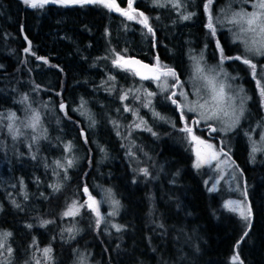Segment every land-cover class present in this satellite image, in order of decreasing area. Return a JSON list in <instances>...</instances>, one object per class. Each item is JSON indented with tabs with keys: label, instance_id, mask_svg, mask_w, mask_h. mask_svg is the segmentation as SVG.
Returning a JSON list of instances; mask_svg holds the SVG:
<instances>
[{
	"label": "trees",
	"instance_id": "obj_1",
	"mask_svg": "<svg viewBox=\"0 0 264 264\" xmlns=\"http://www.w3.org/2000/svg\"><path fill=\"white\" fill-rule=\"evenodd\" d=\"M129 2L147 23L163 13L160 0H115L126 10ZM151 50L139 24L100 2L32 8L0 0V232L10 234L11 249L0 264H41L35 250L44 248L47 264H264V157L253 161L242 135L227 152L246 190L245 220L194 165L187 128L204 138L196 127L205 124L193 125L197 116L181 101L178 117L172 88L157 94L151 112L130 98L138 88L146 106L153 82L114 58L146 62ZM259 81L243 89L256 122L264 119ZM132 113L148 130L129 129ZM35 115L40 131L13 136L15 124ZM8 184L15 194L6 196ZM106 195L118 204L114 216ZM88 198L102 203V217L84 206Z\"/></svg>",
	"mask_w": 264,
	"mask_h": 264
},
{
	"label": "rangeland",
	"instance_id": "obj_2",
	"mask_svg": "<svg viewBox=\"0 0 264 264\" xmlns=\"http://www.w3.org/2000/svg\"><path fill=\"white\" fill-rule=\"evenodd\" d=\"M162 1H170L172 5L176 6L178 4V0H160ZM231 3L236 2L237 0H230ZM99 3V2H94ZM256 3V0H241L238 4L242 7V10L240 13H250L253 11H256L254 8V4ZM246 5V8H245ZM239 13V12H237ZM236 13L232 12V9L226 8L225 15L226 17H230L231 19L234 18V15ZM222 15H218V21H222ZM143 20L144 18L141 17ZM132 22H136L140 26L142 25L141 19L137 20V18L134 16L132 19H130ZM230 27H235L234 30L231 31V34L234 32L235 39L240 40L241 43H243V47L245 51L248 52L250 56L256 57V58H264V51H257L256 48L258 45H252L251 41L254 38H257L254 33L250 32H241L240 28L247 27V25H240L235 23H229ZM247 41V44L245 43ZM251 49V50H249ZM122 58V59H118ZM127 57H123L120 53H117L114 60V65H117L120 69H124L121 67V61ZM262 59V58H261ZM195 65H198L195 63ZM262 79L264 80V63L260 64L259 67ZM195 76L193 79L195 80L194 87H190V94L193 96V98L189 95H186V88H184V91H182L179 95V99L181 103L185 106L186 111H188L190 114L196 115L195 117L199 122L213 125L215 131H218L222 138L225 139L224 145L226 151L231 150L232 146L236 142V140L240 137V135L237 133L236 130L241 128V134L242 136L246 137V141L249 146L251 159L253 161H259V156L264 157V119L259 120H253L252 115L249 113V107H248V100L247 95L244 92V88H237L233 85H230L227 81L223 80L222 78L224 75L220 71L212 69H203L199 66H196V69L194 71ZM208 79L214 80L215 86L218 89L221 85L224 88L225 93V103L222 105V111L218 113L217 118L208 119L207 116L211 115V107L206 106L205 108H201L200 105L204 104L206 100H211V86L208 84ZM261 85V83H260ZM142 87V85H141ZM171 87L166 82H153V88L155 89L154 92L147 91L148 97H151L150 100H148V103L146 106L141 105V98L139 95L142 96L141 93H139L140 89H131L130 90V98L132 99L133 103L136 104V107H140L141 109L145 111H153L154 109H150L153 107L154 98L157 96V94H161L164 96L166 94V91ZM159 89L165 90L164 93H160ZM182 105V106H183ZM87 108H85V112H92V109L90 105L87 103ZM129 111L132 112L134 107H128ZM93 113V112H92ZM226 113V114H225ZM99 117H103L101 115L95 114ZM132 121L129 122V129L132 130H148L147 122L142 118L140 119L138 114L132 113ZM161 120V118H160ZM86 122L91 123L90 121L86 120ZM35 123L34 118H31L28 121L21 120L18 124L14 125V128H12V134L13 136L23 135L28 137L29 135H32V132H38L41 130V124L38 122L35 129L30 127L29 125ZM235 133V134H234ZM193 136V134H191ZM195 137V139L192 140V153L194 158V165L199 169L200 174L202 177H204L205 182L208 184V189L212 193L220 192L224 197L225 201V207L231 211L234 214H237L239 217L242 218L240 214V210L237 209V205L240 206L241 209L245 211V214H247V204L244 201V192L243 187L241 185V178L238 175L236 169L233 167L230 159L228 157H225L221 151L219 152L215 148L214 143H199L201 140L197 139L198 137ZM208 145H211V148L207 147ZM146 147L148 148L149 145L146 144ZM203 149V151L201 150ZM255 149V151H254ZM78 158L76 159V161ZM71 160L68 159V163ZM199 165V166H197ZM23 189V188H22ZM6 196L9 194H15V186L13 184H8L6 187ZM25 190L23 189V193ZM30 195L28 196V198ZM106 199L109 197L106 195ZM93 201L95 203H93ZM109 204L113 202V209L109 207L107 212L111 216L113 213V216L118 212L119 207L115 199H110L105 201ZM84 206L87 209H91L94 214L98 218L100 216L102 217L101 213V206L102 203L97 201L96 199L88 198L84 201ZM244 219V218H242ZM5 232H0V243L3 244V247L0 248V255L3 257V260L8 261L9 259V247L6 244ZM48 249V248H44ZM44 249H38L35 250V256L36 260H39L41 264H47V262L50 261V255L49 252L47 255L44 253ZM24 264H28V262H24ZM75 264H84V259L82 257L77 258V262Z\"/></svg>",
	"mask_w": 264,
	"mask_h": 264
},
{
	"label": "flooded vegetation",
	"instance_id": "obj_3",
	"mask_svg": "<svg viewBox=\"0 0 264 264\" xmlns=\"http://www.w3.org/2000/svg\"><path fill=\"white\" fill-rule=\"evenodd\" d=\"M240 1L237 0L231 3L230 0H178L176 6L172 5L170 1H162L163 13L159 19L149 17L147 27L142 22L141 27L152 48L151 51H146L147 57L150 58H146L147 61L143 62L156 65L160 79L157 81H144L138 78L135 72L129 71L143 82L163 81L170 85L172 91L168 101L176 109L178 117L181 116L179 95L184 91V88H186V95L193 98L189 90L190 87H194L195 80L193 77L195 76L196 66L203 69L214 68L215 72L220 71L224 75L222 79L237 88H246L250 83L255 85L256 88L259 87V80H262L259 67L260 64L264 63V58L250 56L245 51L243 43L235 39V32L231 34L235 27H230L229 23H232L233 19L227 18L225 15V10L229 7L233 13H240L244 10L238 4ZM164 4L168 7H164ZM119 9L124 12L127 11L124 8ZM130 9L132 10V17L137 14V17L143 21L137 9L132 7ZM210 15L215 28L214 32L208 27ZM218 15L223 16L221 22L218 21ZM121 16L128 18L127 15ZM185 17L188 18L185 19ZM154 22L157 23L156 26ZM171 42H176L175 46H171ZM236 57H240V59H236ZM245 58L249 60V64L243 62ZM195 63L198 65H195ZM250 65H255V68ZM169 69L175 73L174 77L163 75ZM260 99L262 100V97ZM173 101H176V103H173ZM183 108H185L184 105ZM192 124H198L196 118L193 119ZM189 125L187 129L191 135L194 128L190 123ZM211 128H213V132ZM196 130L202 133L204 137L197 139L202 142L214 143L215 148L229 158L228 151L224 149L225 139L221 137L218 131H215L213 125L205 124L199 126V128L196 127ZM239 135L242 134L239 133ZM191 137L193 140L192 135ZM201 150L203 151L202 148ZM243 192L244 197H246L244 186Z\"/></svg>",
	"mask_w": 264,
	"mask_h": 264
},
{
	"label": "snow or ice",
	"instance_id": "obj_4",
	"mask_svg": "<svg viewBox=\"0 0 264 264\" xmlns=\"http://www.w3.org/2000/svg\"><path fill=\"white\" fill-rule=\"evenodd\" d=\"M25 4L29 5L32 8H36V7H43L45 3L49 2V0H24ZM52 2H55V0H52ZM61 2L64 3H68V2H79V0H61ZM85 2H100L103 3L105 7H108L110 9H116V10H120L118 8V6L115 3V0H85ZM254 8L256 9V11L250 12V13H236L234 15L233 20L231 21L232 23L235 24H240V25H247V27H241L240 31L241 32H250V33H254L255 36L257 38L252 39L251 43L252 45H258V47L256 48L257 51H264V0H256V3L253 5ZM129 8H131V2H129ZM121 14L123 15H127L129 19H132L133 17L131 15H129L127 12H122ZM143 15V14H141ZM188 17H185V19H187ZM145 26L147 27V18H145L142 21ZM208 27L211 31H215V28L213 26V22H212V17L211 15L209 16V23H208ZM149 31H151V29H149ZM245 43L247 44V41H245ZM251 50V49H249ZM118 59H122V58H118ZM236 59H240V57H236ZM246 64H249V60L248 59H244L243 61ZM125 64L129 63L128 61L124 62ZM134 63H139L138 61L134 62ZM251 67L255 68V65H250ZM141 67L147 69L148 66L147 65H141ZM149 71H157L156 69H148ZM163 75H171V76H175V73L172 72L170 69L167 70L166 72L163 73ZM142 78H148L147 76H144ZM153 79H160V75H154L152 77ZM208 84L211 86V100L208 101L206 100L204 104H201L200 107L201 108H205L206 106H210L211 107V115L207 116L208 119H212V118H217L218 113L220 111H222V105L225 103V93H224V88L221 85L218 89L215 86L214 80L212 79H208ZM173 95H175V93H173ZM261 95L264 96V91L261 92ZM173 103H176V101H173ZM226 114V113H225ZM34 121L35 123L30 124L29 126L32 127L33 129H35V127L37 126L38 122H39V116L35 115L34 116ZM193 139H195V137H193ZM199 143H203L202 141H200ZM207 147L211 148V145H208ZM255 151V149H254ZM71 163V162H69ZM199 166V165H197ZM85 191H87V189H85ZM93 203H95L93 201ZM75 207V206H73ZM237 209L240 210V214L242 216V218H244L245 220L248 219V217L251 214V210L248 209L247 210V214H245V211L243 209L240 208L239 205H237ZM72 209H69V211L67 213H65V215H72ZM10 235L9 233H5L4 236ZM3 247V244L0 243V248ZM9 253L11 252V249H8ZM48 252H50V249H44V253L45 255L48 254ZM238 259V257H237Z\"/></svg>",
	"mask_w": 264,
	"mask_h": 264
},
{
	"label": "water",
	"instance_id": "obj_5",
	"mask_svg": "<svg viewBox=\"0 0 264 264\" xmlns=\"http://www.w3.org/2000/svg\"><path fill=\"white\" fill-rule=\"evenodd\" d=\"M55 1H59L61 2V0H55ZM52 3V0H49V2L45 3L46 5H50ZM63 3L64 5H71V4H79V3H83L85 5H92L94 2H85V0H79V2H68V3H64V2H61ZM113 13L115 14H121L122 12H124L123 10H116V9H111ZM129 15L132 14V10L129 8L127 11H126ZM123 15V14H121ZM125 61H128L129 63L125 64L124 62ZM138 61L139 63H134ZM121 67L124 68L125 70H131L133 72H135L138 76V78H140L141 80H144V81H157V79H153L152 77L154 75H157V72H158V67L156 65H150L148 63H145L143 61H141L140 59L136 58V57H127L125 59H123L121 61ZM141 65H147L148 68L145 69L143 67H141ZM148 69H156L157 71H149ZM144 76H147L148 78H142ZM159 80V79H158ZM211 131L213 132V128H211Z\"/></svg>",
	"mask_w": 264,
	"mask_h": 264
}]
</instances>
